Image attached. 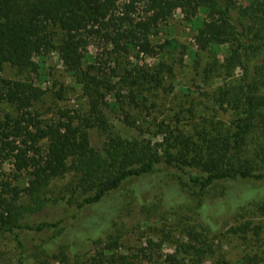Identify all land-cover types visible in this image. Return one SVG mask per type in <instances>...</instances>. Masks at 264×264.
I'll use <instances>...</instances> for the list:
<instances>
[{"label":"trees","instance_id":"obj_1","mask_svg":"<svg viewBox=\"0 0 264 264\" xmlns=\"http://www.w3.org/2000/svg\"><path fill=\"white\" fill-rule=\"evenodd\" d=\"M237 2L0 0V105L14 109L0 117V247L9 248L17 264H28L29 255L38 264H81L92 253L86 259L90 264H133L124 255L116 258L118 234L128 223L116 210L117 201L108 198L127 184L140 197L149 188L144 178L163 167L174 178H162L158 186L162 184L166 199L173 204L185 197V178L203 194L221 187L214 202L199 197L197 210L212 230L218 229L227 210L250 199L259 202L264 194V0H251L246 6ZM176 11L187 21L206 13L194 37L198 51L227 49L222 60L216 57L201 71L222 76L213 93L214 106L231 113V120L205 119L191 134L170 131L162 123L160 133L170 131V136L156 147L147 139L124 136L102 106L118 111L120 103H145L146 93L167 91L166 78L173 76L177 61L183 59L175 60L177 43L155 45L152 38ZM93 44L101 51L91 53ZM53 51L83 87L90 101V117L61 111L59 118L44 120L37 109L42 88L31 79L5 77L7 66L21 73L40 71L42 62L37 58ZM131 58L155 63L140 65ZM108 94L113 96L109 105ZM93 128L101 136L98 146L91 144L89 130ZM6 163L31 174L24 189L29 199L26 205L19 203L21 190L4 176L1 166ZM68 175L71 179L59 188L54 203L70 208L66 215L70 214V220L54 213L34 219L46 210V196L53 193L55 183ZM249 184L261 195L245 197L242 186ZM92 229L100 232L99 238L83 235ZM238 230L244 236L254 235V242L261 240L258 225L245 222L232 232ZM30 234L47 236L33 247ZM190 248L189 254L199 252L195 246ZM183 260L171 255L163 264H184ZM192 261L201 264V256L195 255Z\"/></svg>","mask_w":264,"mask_h":264},{"label":"rangeland","instance_id":"obj_2","mask_svg":"<svg viewBox=\"0 0 264 264\" xmlns=\"http://www.w3.org/2000/svg\"><path fill=\"white\" fill-rule=\"evenodd\" d=\"M117 1L121 4L127 0ZM237 3L238 6H246L251 3V0H238ZM205 16L206 13L202 12L197 20L187 21L181 11H176L172 19L161 24L157 36L152 38L155 45L168 41L177 43L179 47L173 52L175 60L180 57L183 59V62L177 61L173 76L166 78L167 91L161 89L152 91L150 94L146 93L148 100L145 103L141 101H138L136 105L120 103L121 109L118 111L112 110L107 105L102 106L109 121L124 136L147 139L157 147L170 136L171 130L179 129L185 134H191L197 125H202L205 119L217 122L231 120V113L214 106L213 93L222 83V76L218 72L203 73L201 71H206L205 68L213 63L216 57L222 60L227 54L225 47L220 48L218 53L200 52L196 49L194 37ZM59 40H57L58 44L61 42ZM100 49L97 44L89 48L94 54ZM132 60L140 65L146 62L150 65L155 63L152 59L135 60L131 58L130 61ZM37 61L42 62L40 71L21 73L16 68L7 66L4 75L8 79H31L42 88L43 98L37 109L43 114L44 120L59 118L61 111L78 115L80 118L90 117L91 106L88 96L83 87L67 72L57 52L46 53L41 59L37 58ZM126 63L128 62L124 59V64ZM108 95L106 103L109 105L112 103L113 96ZM7 112L13 113V107L8 104L0 105V117L3 118ZM131 123L135 126H130ZM162 123L170 126L167 134L166 132L160 133L159 125ZM163 129L166 128L163 127ZM89 133L91 144L98 146L101 138L98 129H90ZM1 167L5 178L21 190L22 198L19 203L25 205L29 203L24 189L28 187L31 180L30 172H18L10 163ZM158 171L144 178L149 183V188L140 197L136 198L132 193L131 184H127L121 191L108 198V200L117 201L116 210L128 223L122 227L123 232L118 234L120 246L115 251L116 258L124 255L133 264H163L169 256L177 255L180 259H184V264H193L192 257L200 255L201 264H220L221 262L264 264V194L259 202L250 199L233 208L230 207L231 209L227 210L220 219L218 229L212 230L204 223L197 210L200 205L199 197H204L206 202H214L221 187L217 186L210 193L203 194L198 188L187 184L188 181L185 178L183 190L185 197L182 202L173 204L166 199L162 184L160 186L158 184L161 183L162 178L167 181L173 179L174 176H171L170 170L164 167ZM70 179L71 175H68L65 179L55 183V188L51 189L53 193H48L46 196L48 199L44 207L46 210L35 215L34 219L42 220L53 213L58 218L70 216L69 214L66 217L68 213H71V210H68L69 207L54 203V197L59 188L68 183ZM226 186L230 189L234 188L231 183H227ZM242 187V194L247 198L261 195L251 184ZM172 193L174 194L173 190ZM69 220L70 218H67V221ZM245 222L262 228L261 240L254 242L253 239H257L254 235L244 236L239 230L232 232V229H239ZM213 223H216V220H213ZM83 235L97 239L101 234L92 229L85 231ZM46 236V234H30L27 237L34 247L40 245ZM149 241L152 242L150 247ZM190 246H195L199 252L189 254L186 251L191 249ZM202 249L207 253L202 252ZM93 255L95 253L87 255L81 264H90L91 260L89 262L86 259ZM16 260L15 254L9 248L0 247V264H17ZM28 264L38 263L29 255ZM50 264L63 263L52 261Z\"/></svg>","mask_w":264,"mask_h":264}]
</instances>
